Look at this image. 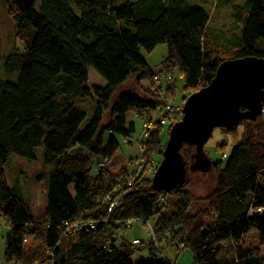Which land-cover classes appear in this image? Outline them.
Wrapping results in <instances>:
<instances>
[{"label": "trees", "instance_id": "obj_1", "mask_svg": "<svg viewBox=\"0 0 264 264\" xmlns=\"http://www.w3.org/2000/svg\"><path fill=\"white\" fill-rule=\"evenodd\" d=\"M4 1L22 44L0 58V264H175L163 257V244L188 249L190 264H264V120L240 121L243 132L229 152L227 142L218 144L225 162L211 161L214 184L204 196L192 193L186 144L185 177L168 192L153 190L146 174L171 126L162 120L170 109L182 116L173 103L179 80L183 99L207 85L222 60L264 57V0H215L216 10L230 8L228 26L189 0ZM160 44L166 56L153 69L145 57ZM89 69L102 86L90 83ZM132 75L146 82V95L123 90L116 97ZM90 102L93 114L83 124L80 105ZM132 110L158 119L145 115L138 137L145 167L113 170L107 162L119 148L116 135L134 132L132 122L126 126ZM222 130L237 134V127ZM40 144L48 195L36 219L4 165L12 154L35 159ZM149 220L144 245L116 239L118 230ZM144 246L149 256L133 262Z\"/></svg>", "mask_w": 264, "mask_h": 264}, {"label": "rangeland", "instance_id": "obj_2", "mask_svg": "<svg viewBox=\"0 0 264 264\" xmlns=\"http://www.w3.org/2000/svg\"><path fill=\"white\" fill-rule=\"evenodd\" d=\"M191 3H203L208 9L212 12V20H219L222 23L226 21H230V8L229 7H220L218 10L215 9V0H189ZM243 0H229V4L241 2ZM217 12V13H215ZM225 23V25L227 24ZM15 21L12 17L8 14L5 1L0 0V58H3L6 54L13 51L15 48H21V42L15 34ZM228 26V25H226ZM166 56V46L164 44H160L154 48V50L148 54L145 58L147 63L151 66V68H157L159 63L162 59ZM89 81L93 85H103L104 80L93 70L89 69ZM0 76H3V73L0 69ZM17 74H12L9 76L10 79H16ZM154 86L155 84H159L158 80L155 78L153 79ZM146 86V82L142 83L138 78L137 75H132L128 78L127 81L123 84L121 88L116 91L115 96L117 97L119 93L123 90L130 91L136 93L140 96L146 95L144 93V87ZM156 87V86H155ZM184 95V91L182 88V81L179 80L176 88V99L173 103L176 105H182L189 94H186V97L181 99ZM80 108L84 110L86 113V119L84 120L83 124L87 123L90 117L93 114L94 109V102H90L89 104H81ZM145 115L153 116L154 120H158L155 114L152 112H136V111H129L126 116V126H129V122H132L134 125V132L131 137L123 138L121 136L116 135L119 141V148L116 153L113 155L112 160L107 162V166L112 168L113 170H119L120 168L126 167L129 171L133 170L134 168L140 169V171L145 167L146 157L144 156L145 149L141 148L138 137L143 133V122L145 121ZM255 119V118H254ZM256 119L264 120V106L262 114L257 117ZM247 120V119H246ZM177 121L175 117L174 120L171 122L173 124ZM245 121V120H243ZM245 123H241L237 125V134L226 133V131L222 130V128H214L211 137L208 141L204 144L203 147V156L210 159L211 161L217 162H225V159L222 158V151L226 150L229 152L233 146V144L239 139V136L243 132ZM170 124L164 125L163 131H166L169 128ZM169 132V131H168ZM168 138V134H167ZM166 138V141H167ZM227 142V145L224 149L218 148V144L221 142ZM166 143V142H165ZM190 153L191 157L192 154L195 153V148L190 146ZM35 159H27L19 155H10L7 162L4 165V171L6 180L9 185H12L16 182L21 185L22 191L25 196L26 204L30 209V212L34 215L36 219L42 218L45 208L47 206V195L48 190L46 186L45 178L40 176L41 169L44 166V146L40 144L35 147L34 149ZM162 160L161 154L154 155L151 161L152 165L146 168V174L156 169L159 163ZM195 161V159L191 160V163ZM205 159L201 158L200 165H204ZM212 163V162H211ZM198 166V167H196ZM199 165H195V169H190V174L193 179V188L192 193L195 197H200L206 195L213 187L214 184V173L212 165L209 166L206 170H200ZM15 177L18 179L16 180ZM69 190L72 192V187H69ZM153 224V220H149V224H143L136 222L134 223L132 228L127 229L126 231L118 230L116 234V239L120 240L121 238H126L131 241L133 238H138L142 245L143 243H147L151 237V225ZM246 242L254 243V241L250 240L248 237V241ZM224 250L227 249L229 246L225 242ZM3 246L4 241L0 238V258L3 255ZM162 246V255L165 259L173 260L175 256L178 255V251L175 250V246ZM186 252H189L186 249ZM149 256L147 247H143L141 250H136L132 254V261L137 262L140 259H145ZM1 261V260H0Z\"/></svg>", "mask_w": 264, "mask_h": 264}, {"label": "water", "instance_id": "obj_3", "mask_svg": "<svg viewBox=\"0 0 264 264\" xmlns=\"http://www.w3.org/2000/svg\"><path fill=\"white\" fill-rule=\"evenodd\" d=\"M24 2L30 4L32 0ZM263 106L264 57L222 60L211 81L189 94L182 105L181 118L171 124L162 160L151 176V188L168 192L185 177L183 144L195 148L193 163L206 170L211 162L203 156V147L214 128L232 129L242 120L260 116ZM201 158L205 159L204 165H200ZM189 169L195 167L190 165Z\"/></svg>", "mask_w": 264, "mask_h": 264}, {"label": "crops", "instance_id": "obj_4", "mask_svg": "<svg viewBox=\"0 0 264 264\" xmlns=\"http://www.w3.org/2000/svg\"><path fill=\"white\" fill-rule=\"evenodd\" d=\"M256 213L259 212L256 211ZM3 252H4V246H3ZM172 262L175 264H190V254L182 250L180 253H178V255L175 256V259H173Z\"/></svg>", "mask_w": 264, "mask_h": 264}, {"label": "built area", "instance_id": "obj_5", "mask_svg": "<svg viewBox=\"0 0 264 264\" xmlns=\"http://www.w3.org/2000/svg\"><path fill=\"white\" fill-rule=\"evenodd\" d=\"M156 79L158 80V77L157 76H156ZM158 82H159V80H158ZM175 110H177V109H175ZM175 110L170 109L168 111V114H167V119L168 120L163 119L162 122L167 121L168 123H171L174 120V118H175V116H173V112ZM145 127H146V133H144L143 136L140 138L141 140H143L147 136V130L150 129V127L147 124L145 125ZM103 165L104 164L102 162L99 163V166H103Z\"/></svg>", "mask_w": 264, "mask_h": 264}, {"label": "bare ground", "instance_id": "obj_6", "mask_svg": "<svg viewBox=\"0 0 264 264\" xmlns=\"http://www.w3.org/2000/svg\"><path fill=\"white\" fill-rule=\"evenodd\" d=\"M195 154V153H194ZM257 212H260V210H257Z\"/></svg>", "mask_w": 264, "mask_h": 264}]
</instances>
